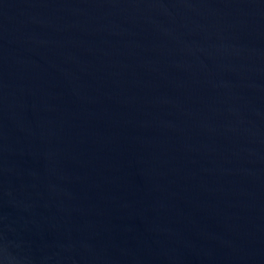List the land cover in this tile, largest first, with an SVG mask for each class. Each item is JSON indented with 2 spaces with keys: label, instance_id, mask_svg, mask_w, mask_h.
<instances>
[{
  "label": "water",
  "instance_id": "95a60500",
  "mask_svg": "<svg viewBox=\"0 0 264 264\" xmlns=\"http://www.w3.org/2000/svg\"><path fill=\"white\" fill-rule=\"evenodd\" d=\"M0 264H264V0H0Z\"/></svg>",
  "mask_w": 264,
  "mask_h": 264
}]
</instances>
